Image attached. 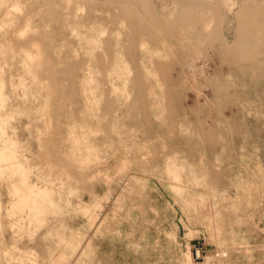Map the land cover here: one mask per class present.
Wrapping results in <instances>:
<instances>
[{
    "label": "rangeland",
    "instance_id": "rangeland-1",
    "mask_svg": "<svg viewBox=\"0 0 264 264\" xmlns=\"http://www.w3.org/2000/svg\"><path fill=\"white\" fill-rule=\"evenodd\" d=\"M1 152L0 264H264V0H0Z\"/></svg>",
    "mask_w": 264,
    "mask_h": 264
},
{
    "label": "built area",
    "instance_id": "built-area-1",
    "mask_svg": "<svg viewBox=\"0 0 264 264\" xmlns=\"http://www.w3.org/2000/svg\"><path fill=\"white\" fill-rule=\"evenodd\" d=\"M197 256H200L201 250L198 248L196 249Z\"/></svg>",
    "mask_w": 264,
    "mask_h": 264
},
{
    "label": "bare ground",
    "instance_id": "bare-ground-1",
    "mask_svg": "<svg viewBox=\"0 0 264 264\" xmlns=\"http://www.w3.org/2000/svg\"><path fill=\"white\" fill-rule=\"evenodd\" d=\"M247 25V24H246ZM244 27H245V25H244ZM1 151H4V150H1ZM2 153V152H1ZM5 154V153H4ZM3 153L2 154H0L1 156H3L4 155ZM0 156V157H1ZM33 189V188H32ZM33 198V197H32ZM23 199H25V198H23ZM27 199V198H26ZM21 203H25L24 201H22Z\"/></svg>",
    "mask_w": 264,
    "mask_h": 264
}]
</instances>
